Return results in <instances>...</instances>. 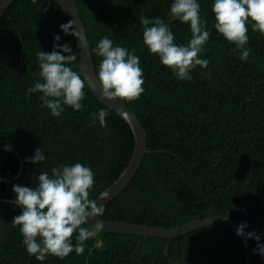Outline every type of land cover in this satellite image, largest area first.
<instances>
[{"label": "trees", "instance_id": "16d2710c", "mask_svg": "<svg viewBox=\"0 0 264 264\" xmlns=\"http://www.w3.org/2000/svg\"><path fill=\"white\" fill-rule=\"evenodd\" d=\"M74 1L91 48L107 36L135 51L145 80L140 98L126 103L141 119L151 152L101 216L173 227L228 215L261 235L260 241L250 240L255 264H264V255L254 251L264 243V36L249 26L251 52L247 62L241 60L235 45L213 27L212 0H199L211 35L198 55L210 63L182 81L143 45L139 19L169 22L172 0ZM10 14L14 24L8 15L0 18V146L16 148L23 165L14 152L0 149V264H247L237 230L219 222L174 237L168 254L167 238L98 231L85 242L83 255L49 256L43 262L29 256L19 227L11 222L23 211L14 206L12 186L34 187L40 172L81 163L95 174L89 198L96 200L128 166L135 139L130 125L87 82L85 108L66 107L60 117L42 106L41 93L29 94L27 88L40 79L37 53L52 51L56 34L59 44L68 43L78 53L76 38L61 30L69 19L57 0H14ZM170 28L178 43L187 44L188 24L173 20ZM92 53L98 72L101 58ZM73 67L84 76L79 54ZM100 108L109 113L106 128L91 124L90 114ZM39 147L45 161L26 162Z\"/></svg>", "mask_w": 264, "mask_h": 264}, {"label": "clouds", "instance_id": "9594fccd", "mask_svg": "<svg viewBox=\"0 0 264 264\" xmlns=\"http://www.w3.org/2000/svg\"><path fill=\"white\" fill-rule=\"evenodd\" d=\"M211 11L214 14L213 27L231 44L233 51L239 52V58L248 61L251 49L249 26L252 32L264 36V0H212ZM199 0H172L169 9V22L159 17L139 19L143 26V45L148 51L159 57L160 64L171 69L173 75L182 81L192 80L191 71L199 66L207 69L210 61L198 54L205 51L211 32L207 19L201 16ZM178 20L190 26L191 38L187 44L178 43L170 28V22ZM69 20L61 24L65 34H71L78 40L83 37ZM61 36L54 37L52 51H39L37 59L40 79L27 88V92L41 93L39 100L53 117H60L66 107L73 111L85 108V82L87 77L74 70L78 53L68 43L59 44ZM101 58L97 79L101 85L102 96L107 100L131 102L138 100L145 88L140 57L135 51L115 44L112 39L102 37L92 49ZM66 54V55H65ZM203 74V72H202ZM108 111L100 108L90 114L91 124L97 121L101 127H107ZM44 150L39 147L26 162L34 165L44 162ZM91 167L81 163L61 164L52 167L51 172L42 171L36 177L33 186L14 184V206L23 211L11 220L14 227H19L22 244L30 257L43 262L49 256L63 260L70 253L83 255L85 242L97 235L102 229L101 220L93 226L90 221L103 214V205L90 199V190L95 183ZM107 197V193H102ZM225 219L228 215H223ZM84 225H88L87 227ZM247 222L237 228V236L261 240L255 232L245 234ZM75 243L73 242V234ZM259 254L264 255V243H258Z\"/></svg>", "mask_w": 264, "mask_h": 264}, {"label": "water", "instance_id": "95a60500", "mask_svg": "<svg viewBox=\"0 0 264 264\" xmlns=\"http://www.w3.org/2000/svg\"><path fill=\"white\" fill-rule=\"evenodd\" d=\"M13 1L14 0H0V18L4 15H8L10 21L14 24L10 14V5ZM57 1L62 6L68 19L73 20L75 22L74 27L79 32L80 36L83 37V41L78 40V38L76 37L75 38L81 67L84 76L87 77L86 82L88 86L102 102H104L110 109L114 110L120 116L123 117V119L130 125L134 134L135 146L128 166L121 173V175L103 192L107 193V197H102L100 195L96 199L98 206L103 205L104 209V207L116 195H118L128 186V184L132 181L137 171L139 170L146 153L151 152L148 146L147 132L144 125L142 124L141 119L137 116L135 111L129 105H127L126 102L120 101L119 99L107 100L105 97L102 96L101 85L99 84V81L97 79V72L95 69L91 44L80 11L74 0ZM0 149H9L14 152L19 158L21 165H23L22 156L16 148L12 146H0ZM22 170L23 167H21L20 172ZM16 178L17 176L10 180H14ZM0 200H2V197H0ZM97 220H101L103 224L102 229L99 231L139 234L144 236L167 238L168 243L165 248L166 254L169 253V245L172 242L173 238L176 236H180L181 234H185L192 230L218 222L226 223L235 228L236 230L241 224L238 219L231 216H228V218L225 219L223 215H211L173 227H161L141 223L113 221L107 220L102 216L92 219L90 223L94 226ZM247 233L248 231L245 229V234ZM240 238L244 246L246 263L255 264L250 238H247V235Z\"/></svg>", "mask_w": 264, "mask_h": 264}]
</instances>
